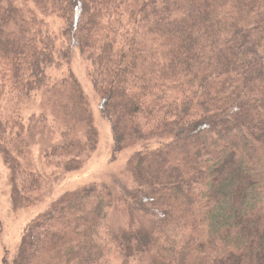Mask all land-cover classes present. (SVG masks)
Masks as SVG:
<instances>
[{
    "label": "trees",
    "instance_id": "16d2710c",
    "mask_svg": "<svg viewBox=\"0 0 264 264\" xmlns=\"http://www.w3.org/2000/svg\"><path fill=\"white\" fill-rule=\"evenodd\" d=\"M76 49L114 160L140 147L127 164L133 187L118 185L150 227L113 234L118 200L93 183L36 216L11 264H264V0H0V154L17 206L46 184L27 141L35 127L51 121L61 139L47 168L78 171L97 148L73 72L47 74ZM28 106L38 112L25 120Z\"/></svg>",
    "mask_w": 264,
    "mask_h": 264
},
{
    "label": "rangeland",
    "instance_id": "374dc122",
    "mask_svg": "<svg viewBox=\"0 0 264 264\" xmlns=\"http://www.w3.org/2000/svg\"><path fill=\"white\" fill-rule=\"evenodd\" d=\"M49 30L58 35L63 23L56 17L46 20ZM60 38V37H59ZM62 47L63 40L60 38L57 43ZM91 64L84 60L76 49L72 53L69 67L61 70L50 69L47 74L49 83L62 79L68 73L73 72L81 87L88 97L90 109L94 118V125L98 131V144L96 150L88 156L82 169L66 173L56 167L47 168L44 165L45 151L59 144L61 141L55 126L50 121L45 127L37 126L27 133V141L30 146L31 158L38 174L42 175L46 184L41 189L40 194H31L30 201L37 196L36 200L30 203L14 204L12 198V186L10 183L9 171L5 167L0 154V264L7 252L9 263H12L16 256L22 235L27 225L40 213L44 212L49 206L66 192L74 191L90 184H106L114 191L118 204L108 214V225L113 234L118 237H127L132 232H145L150 227V220L142 217L132 210L129 204H124L121 200V192L118 183L133 187L131 176L127 171V164L130 158L139 151L140 147L130 148L122 152L114 160L113 158V134L108 121L102 116L99 107V97L90 79ZM39 98V97H38ZM36 103H39V99ZM24 112L25 120L33 112ZM27 124V123H26ZM111 264H123L111 256ZM126 264H155L151 258H145L141 262L131 257Z\"/></svg>",
    "mask_w": 264,
    "mask_h": 264
}]
</instances>
